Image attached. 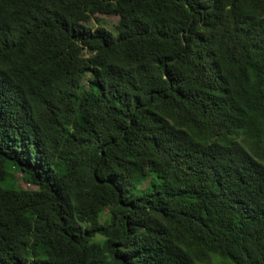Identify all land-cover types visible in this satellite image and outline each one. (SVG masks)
<instances>
[{"label":"trees","instance_id":"1","mask_svg":"<svg viewBox=\"0 0 264 264\" xmlns=\"http://www.w3.org/2000/svg\"><path fill=\"white\" fill-rule=\"evenodd\" d=\"M0 264H264V0H0Z\"/></svg>","mask_w":264,"mask_h":264},{"label":"rangeland","instance_id":"2","mask_svg":"<svg viewBox=\"0 0 264 264\" xmlns=\"http://www.w3.org/2000/svg\"><path fill=\"white\" fill-rule=\"evenodd\" d=\"M116 16L115 15H105V14H95L94 18H92V24L93 25H103L107 28H110L114 22L116 21ZM15 175V178H16V183L17 185L19 186H22V187H29V185L27 184H24L20 178H19V175L17 173L14 174Z\"/></svg>","mask_w":264,"mask_h":264}]
</instances>
